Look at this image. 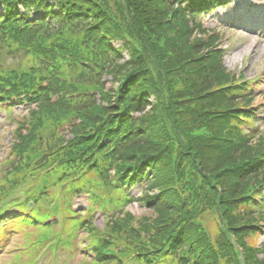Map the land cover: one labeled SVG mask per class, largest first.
Wrapping results in <instances>:
<instances>
[{"label": "trees", "instance_id": "16d2710c", "mask_svg": "<svg viewBox=\"0 0 264 264\" xmlns=\"http://www.w3.org/2000/svg\"><path fill=\"white\" fill-rule=\"evenodd\" d=\"M228 1L0 0V105H33L11 188L139 186L150 208L96 232L91 264H264V131L200 18Z\"/></svg>", "mask_w": 264, "mask_h": 264}, {"label": "rangeland", "instance_id": "374dc122", "mask_svg": "<svg viewBox=\"0 0 264 264\" xmlns=\"http://www.w3.org/2000/svg\"><path fill=\"white\" fill-rule=\"evenodd\" d=\"M258 8H262L264 17V0H249L246 3L238 4L235 2L225 9H219L218 12L209 14L204 18V27L208 30L210 35L216 37L217 46L226 53L225 66L229 71L245 79L250 83V88L257 95L253 108H256L257 117L260 121L256 122V125L264 131V29L246 31L244 25L250 24L248 22H242L239 20L233 21L236 25H231L229 22L224 21V16L227 14H233L235 9L240 13L252 14ZM248 18V17H246ZM262 18H255L254 24H259ZM232 22V23H233ZM115 47H117L115 45ZM13 61H8L7 64H13ZM11 111L10 119L3 110L0 109V163L5 160L8 155L10 144L12 142V131L15 128L13 123L18 117L27 114L25 106L18 105ZM1 166V164H0ZM0 167V212L12 209L10 203L12 199L11 187L14 184L15 174L9 170H1ZM139 188L131 190L133 197L138 196ZM88 201L84 195L78 196L74 202V211L82 212L86 211L85 207L88 205ZM128 210L133 214L142 215L147 212L145 207H140L137 204H132L128 207ZM23 214L21 210L13 211L9 216V221L6 226L0 228V264H79L89 263L91 256L88 252H81V257L78 255V250L81 243L85 241L84 238H80L76 229L68 231L61 230L58 227H54L53 224L45 226L43 229L37 227H20L16 229L15 233L18 235L19 243L16 244L18 254H12L14 249V243L16 238L12 237V226L21 224V222H12L16 217ZM69 213L65 216L67 217ZM5 217V216H4ZM93 223L98 228H103L105 223V217L96 213L92 218ZM62 221H60L61 223ZM209 226L213 227V222L209 220ZM64 225V223H61ZM37 234L35 243L31 242V239ZM263 237L258 238L260 243ZM13 241L12 243H10ZM82 253L86 256L83 257ZM21 255V256H20ZM10 259L7 260L8 257ZM27 259L22 261L21 258ZM78 260V261H77Z\"/></svg>", "mask_w": 264, "mask_h": 264}]
</instances>
